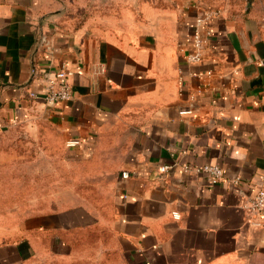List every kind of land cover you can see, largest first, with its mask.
Instances as JSON below:
<instances>
[{"label": "crops", "instance_id": "obj_1", "mask_svg": "<svg viewBox=\"0 0 264 264\" xmlns=\"http://www.w3.org/2000/svg\"><path fill=\"white\" fill-rule=\"evenodd\" d=\"M79 1L0 0V133L54 125L108 183L109 205L0 214V264L68 257L94 228L113 264H264V215L245 209L264 188V0H101L89 13ZM32 68L70 73L72 98L46 105ZM206 164L220 182L184 171Z\"/></svg>", "mask_w": 264, "mask_h": 264}, {"label": "rangeland", "instance_id": "obj_2", "mask_svg": "<svg viewBox=\"0 0 264 264\" xmlns=\"http://www.w3.org/2000/svg\"><path fill=\"white\" fill-rule=\"evenodd\" d=\"M79 2L89 13L101 0ZM68 153L60 131L45 121L13 125L0 133V214L5 222L12 210L45 209L52 199L83 201L93 208L105 205L108 183ZM109 244L110 236L94 228L72 236L68 257L43 256L29 264H113L114 254L102 247Z\"/></svg>", "mask_w": 264, "mask_h": 264}, {"label": "built area", "instance_id": "obj_3", "mask_svg": "<svg viewBox=\"0 0 264 264\" xmlns=\"http://www.w3.org/2000/svg\"><path fill=\"white\" fill-rule=\"evenodd\" d=\"M216 14V12L207 11L202 17L195 20L190 48L185 54V62L187 64H197L202 60L203 47L211 34L209 23L212 17L216 16ZM31 74L33 79H37L40 82L41 97L46 105L52 106L56 103L68 101L72 98V90L68 81L70 73L65 70L42 71L32 68ZM29 95L32 99L38 97L35 92H31ZM185 113L188 114L189 112ZM168 168L169 167L167 166H162L159 171L161 173H166ZM189 170L206 174L212 184L220 182L223 178L222 170L217 165L206 164L198 169H184V171ZM245 209L249 214L264 215V188H261L256 192L253 199L245 205ZM173 217L177 216L174 214Z\"/></svg>", "mask_w": 264, "mask_h": 264}]
</instances>
